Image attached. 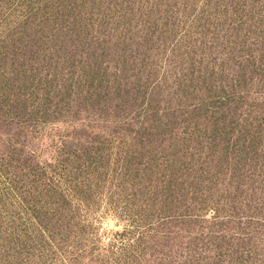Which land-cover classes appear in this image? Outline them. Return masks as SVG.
<instances>
[{
	"label": "trees",
	"instance_id": "16d2710c",
	"mask_svg": "<svg viewBox=\"0 0 264 264\" xmlns=\"http://www.w3.org/2000/svg\"><path fill=\"white\" fill-rule=\"evenodd\" d=\"M250 1H40L36 52H55L41 60L63 63L28 65L25 101L85 90L107 102L132 95L120 89L129 78L148 91L150 81L175 77L171 93L189 96L226 72L235 77L211 89L225 97L221 107L203 102L179 129L168 113L149 112L136 128L102 131L87 145L62 140L53 156L25 143L0 149V264H264V230L251 225L264 224V115L263 137L250 139L251 124L226 98L248 90L229 66L245 52L263 58L264 84V12L253 13ZM247 10L249 18L237 15ZM62 35L86 46L87 61L57 48ZM111 39L125 47L109 57L103 45ZM99 56L112 72L97 64ZM224 57L228 63L218 65ZM25 109L22 124L36 131L63 117L49 113V101ZM164 135L161 151L154 144ZM259 142L263 156L252 157ZM107 217L121 229L104 228Z\"/></svg>",
	"mask_w": 264,
	"mask_h": 264
},
{
	"label": "rangeland",
	"instance_id": "374dc122",
	"mask_svg": "<svg viewBox=\"0 0 264 264\" xmlns=\"http://www.w3.org/2000/svg\"><path fill=\"white\" fill-rule=\"evenodd\" d=\"M40 1L0 0V149L8 152L11 143H25L30 149L37 148V146L39 149L43 148V157H48L56 155L52 146L59 145L62 140L73 142L74 146L72 148H77L80 144L87 145L86 140L97 136L102 131L112 132L123 127L125 129L136 128V125L132 123L142 120L143 116L149 114V112H159L158 115L162 117L168 113L171 122L174 123V127L179 129L182 126L183 118L189 114L191 115L193 110L199 108V105L203 104V102L216 103L218 107H221L219 100L225 97L212 96L214 92L211 89H214L216 84L219 83L224 86L227 82L225 78H234V73L226 72L224 74L225 77L211 82L210 86L203 92H192L189 96H177L171 93V91L178 89L175 77L150 81L151 86L149 85L148 91L143 86H140L136 78H129L130 84L120 83V89H122L124 94L126 93L125 89H132V95L120 96V98L107 102L102 100L104 96H88L85 90H82L77 96L73 94L62 97L40 96L39 98L42 101L46 103L49 101L48 110L50 114H63V117H61L60 121H55V123L42 125L38 129L40 131H36L35 127L22 124V121L25 120V106H29L31 109L38 102H41V100L25 101L24 99L27 94L26 69L28 65L36 67L37 65H47L49 62L52 66L56 65L59 67L63 63L60 60H56L55 57L46 61L41 60L57 56L58 54L55 52L48 53L46 57H42L44 54L36 52L39 45L35 43L39 37L38 23L42 19V13L39 9ZM250 2L252 5H257L251 6L253 13L260 10L264 12V0H251ZM42 6L43 4H41ZM246 14H250L249 18L251 11L237 12L239 17H245ZM259 17L258 15L256 16V18ZM261 28L263 32L264 26ZM110 41L114 43L103 45L106 55H109V57L115 50L125 47V45L117 46L116 39H111ZM83 43H88V41H83ZM56 46L68 52V54H73L74 61H87L88 55L86 52L88 53V50L86 46L83 48L77 47L78 43L75 42L74 36L66 37L62 35L56 42ZM251 53L253 54L247 56L245 52L243 58L236 57L235 61H229V66L235 68L236 77H239V82L236 83L242 87L248 86V90L239 92V96L243 94V97H226L231 100V104H234L232 111L238 113L241 116V120L247 119L248 123L251 124V126H246V129L250 127V139L256 134H258L256 135L258 137H263L264 115L263 68H261L263 58L259 59V54L256 57L254 52ZM261 54L263 57V52ZM128 56H130V53H128ZM126 57V54H122V58L128 60L126 64L130 67V65H133L132 59L131 57ZM228 58L220 59L218 65L228 63ZM108 59L99 56L96 61L101 68L109 65V71L112 72V63L108 62ZM195 60L198 61L199 58L195 57ZM90 62L93 63L92 60ZM235 62L240 65H235ZM132 72L133 70L129 69L125 74L130 76ZM229 80L232 83V80ZM163 83H166V85L170 84V86L167 85L165 92H162V88L157 87ZM31 88H28L30 92ZM139 88L141 89L140 92ZM108 97L113 98L114 96ZM125 98H128V104L121 108L120 104L122 102L120 100ZM98 99L102 101L99 102ZM157 132L163 133V127H159ZM164 139H169V135L159 136L154 144L161 151L167 147L165 143L160 146ZM258 146V153L253 152L251 154L252 157L261 158L263 156V142H259ZM251 225L264 230V224L256 220ZM103 227L115 231L121 229L117 225V220L113 217H107ZM245 240L247 239L245 238ZM164 249L168 251L167 248Z\"/></svg>",
	"mask_w": 264,
	"mask_h": 264
}]
</instances>
